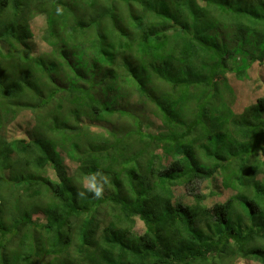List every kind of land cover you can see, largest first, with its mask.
Returning <instances> with one entry per match:
<instances>
[{"label":"trees","instance_id":"1","mask_svg":"<svg viewBox=\"0 0 264 264\" xmlns=\"http://www.w3.org/2000/svg\"><path fill=\"white\" fill-rule=\"evenodd\" d=\"M255 64L264 0H0V264H264Z\"/></svg>","mask_w":264,"mask_h":264},{"label":"rangeland","instance_id":"2","mask_svg":"<svg viewBox=\"0 0 264 264\" xmlns=\"http://www.w3.org/2000/svg\"><path fill=\"white\" fill-rule=\"evenodd\" d=\"M40 24L42 25V23H40ZM34 40H36V42L39 41L38 35H36V38ZM254 67H255V70L253 71V73L250 74L251 78L253 80L249 81V84L247 86H243L244 91L249 94V97L245 96V98L246 99L248 98V100L249 99L255 100L256 98L264 95V86L262 85V83H259V82L256 83V81H255L258 77H261L264 80V74L262 75L259 73V67L257 66V64H255ZM238 86H239V83L236 84V87H238ZM238 101H239V103L237 102L236 105H239L240 103L244 102L242 104V108L245 107L248 103L245 101L244 97H242V96L238 97ZM25 121H27V119H25ZM25 121L21 118V119H19V121L12 124L8 130V137L11 139L20 137L22 132H24L25 129L27 130V128L29 127V125L26 124ZM219 185H220L219 189L222 190L223 187H221L220 182H219ZM196 189L197 190L194 191L195 193H199V194H203V195L207 196L208 195L207 193L209 191L208 180L204 179V181L202 180L200 182H197L196 183ZM223 189H224L222 192V193H224L223 196L218 195V196H214V197H209L206 202L201 201V203L206 204V205H211L215 202L224 200L227 196V191L225 190V188H223ZM186 190L188 191V193L192 192V191H189L188 189H183V192ZM187 202L192 204L193 200H190V198H187ZM143 229H144L143 223L140 220H138L137 226H136V232H141ZM236 264H259V263H257L256 261H243L242 260L240 262L238 261Z\"/></svg>","mask_w":264,"mask_h":264},{"label":"clouds","instance_id":"3","mask_svg":"<svg viewBox=\"0 0 264 264\" xmlns=\"http://www.w3.org/2000/svg\"><path fill=\"white\" fill-rule=\"evenodd\" d=\"M81 190L77 195L79 198H87L89 194L100 198L109 183V177L100 171L89 172L79 178Z\"/></svg>","mask_w":264,"mask_h":264}]
</instances>
